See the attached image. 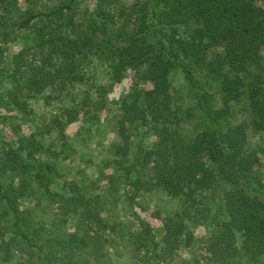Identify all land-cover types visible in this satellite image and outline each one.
<instances>
[{"label":"trees","instance_id":"obj_1","mask_svg":"<svg viewBox=\"0 0 264 264\" xmlns=\"http://www.w3.org/2000/svg\"><path fill=\"white\" fill-rule=\"evenodd\" d=\"M263 47V0H0V264H264Z\"/></svg>","mask_w":264,"mask_h":264},{"label":"rangeland","instance_id":"obj_2","mask_svg":"<svg viewBox=\"0 0 264 264\" xmlns=\"http://www.w3.org/2000/svg\"><path fill=\"white\" fill-rule=\"evenodd\" d=\"M263 4H264V0H263ZM21 43H22V41H21L20 39H17V40H15V41H11V42H7L8 50H9L10 52L15 51V48H16L18 45H20ZM261 52H262L263 60H264V47L262 48ZM170 79H171V83H172L173 85H179V84L181 83V78H180V76H179V73H178V74L175 73V74L171 75V78H170ZM128 83H129V80H128L127 78H125V79L122 81V83L119 84V85H120V89H121V88H124V89L127 88ZM139 85H140V86H143V85H147V84H146V83H139ZM7 130H8V128L5 127V131H7ZM7 134H9V133L7 132ZM107 135H108V137H109L110 133H108ZM256 138H257V137H255V136L253 135V136L249 139L250 144H254L255 141H256ZM87 171H88V173H90V172H91V169L89 168V169H87ZM104 171H109V170L106 169V168H104ZM104 178H105V177L100 176V177H99L100 182H102V181L104 180ZM151 203H154V201H151L150 204H151ZM148 208L150 209V205H149ZM149 209H147L146 211H143V212H142V216H143V217L147 216ZM148 221H149V223H150L152 226H155V225L158 224V218H152V219L150 218V219H148Z\"/></svg>","mask_w":264,"mask_h":264}]
</instances>
